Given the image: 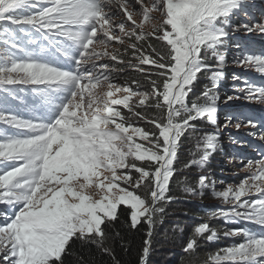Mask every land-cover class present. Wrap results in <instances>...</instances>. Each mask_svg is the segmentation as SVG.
<instances>
[{"label": "snow or ice", "instance_id": "snow-or-ice-1", "mask_svg": "<svg viewBox=\"0 0 264 264\" xmlns=\"http://www.w3.org/2000/svg\"><path fill=\"white\" fill-rule=\"evenodd\" d=\"M248 8L247 0H0V207L7 209L0 264H64L73 238L119 264L105 232L119 206L128 208L132 228L147 225L139 257L147 264L185 137L195 158L183 168L202 173L185 194L210 187L223 206L193 227L184 251L194 252L197 237H239L204 264H264V150L256 159L231 156L243 175L238 184L218 190L203 173L222 129L257 134L244 113L221 125L215 94L230 34H264V16L232 23ZM233 63L258 80L233 76L237 94L225 104L264 105V50L245 49ZM117 65L133 68L143 83H115L124 70ZM202 75L210 83L192 98ZM216 218L246 226L221 233L210 226Z\"/></svg>", "mask_w": 264, "mask_h": 264}, {"label": "trees", "instance_id": "trees-1", "mask_svg": "<svg viewBox=\"0 0 264 264\" xmlns=\"http://www.w3.org/2000/svg\"><path fill=\"white\" fill-rule=\"evenodd\" d=\"M232 21H234L233 18ZM232 43L231 38L228 39L226 41L227 47ZM129 55L130 53L126 54L124 59L127 60ZM117 67H123L124 70L116 78L115 83L122 85L127 82L131 85L133 80L143 83V78L133 68L127 65H117ZM227 72L229 70H226L223 82L227 81L225 80L226 77L231 76V73L229 75ZM227 82L231 83L230 81ZM208 83L210 82L202 75L200 82L194 89L192 98L198 96L203 86ZM215 94L224 99L228 95V86L220 82L215 89ZM221 105L222 103L218 101V106ZM122 110L125 115H128L127 109ZM197 125L208 131L213 130L212 126L204 121L197 122ZM138 126L145 127L143 122ZM193 147L194 144L191 139L185 137L179 151V162L176 164L178 174L175 175L170 186V195H172L173 200L165 205V213L162 218H158V222L153 229L151 252L147 264H204L208 254L217 251L214 244H225L224 242H214L212 244L207 242L205 238L197 237V247L194 252L187 253L184 251L193 227L203 222L209 213L217 209L210 187L205 188L202 195L196 197L187 196L184 192L185 185L195 187L199 175L202 174L201 170L194 166L188 169L183 168L185 163L194 158L191 155ZM224 147V143L220 145V148L210 157L206 168L203 170L204 174H208L209 181L223 177L221 173L227 169V165L223 160L222 151ZM137 194L143 195L144 190ZM1 213H3V210ZM209 223L211 227L219 232L227 227L223 226L225 223L223 224L217 218L210 220ZM105 232L109 237L106 245L112 249L119 264H139V257L147 232L145 223L141 222L136 228H132L128 208L119 206L117 219L106 224ZM81 261H83V264H113L112 257L101 253L95 245L73 238L70 242L68 254L64 258V264H81Z\"/></svg>", "mask_w": 264, "mask_h": 264}, {"label": "rangeland", "instance_id": "rangeland-1", "mask_svg": "<svg viewBox=\"0 0 264 264\" xmlns=\"http://www.w3.org/2000/svg\"><path fill=\"white\" fill-rule=\"evenodd\" d=\"M247 3L249 5L248 16L244 15H238L234 16L232 23L234 24H243L248 22H258L262 16H264V0H247ZM232 36L236 37V40L234 42V46H232V49L229 51L233 56H228L230 60H226V66L231 70L232 75L225 79L227 81H231V83L223 82V79L220 81L221 83L228 86V95H224V99L220 98L219 103H222L221 106H218V114L221 112H225V114H221L217 118L220 120L219 123L222 125L225 122L226 117L228 116H234L239 115L241 113H244L245 115H248L252 117L256 124L257 128L256 136L250 135V133L253 131L250 127H242L240 129H236L235 127L225 128L221 131V142L220 145L224 143V154H223V160L225 161V164L227 165V169H225L221 174L223 177H219L217 179H214L217 182V189L221 190L223 186L226 185H234L238 184L241 179H243V175H237L238 172V161L233 163L230 162L231 156L235 154H243L246 158L249 159H256L258 158V153L262 150H264V142H261L259 140V135L261 132H264V105L252 103L245 101L243 99L239 100H233L227 104H225V98L229 95H236L237 93L233 89V76L238 77H247L250 80H258V74L254 72V70H245L242 67H238L233 63V61L240 55L241 51L247 49L251 51L259 52L261 50H264V34L260 33H246L243 31L237 32L232 34ZM237 45H240V47H237ZM114 47H119V45H113ZM219 82V83H220ZM242 141L243 143H234L233 141ZM139 142V141H138ZM195 158V157H194ZM223 181L224 184L221 185L219 182ZM214 201L217 204L218 207H222L221 201L214 197ZM201 204V203H200ZM3 210V213L1 211ZM7 212V209L4 207H0V223L4 221L5 214ZM219 219V218H217ZM220 222H222L224 225L227 226L220 232H223L228 229L232 228H243L246 226V222H233V223H226L222 219H219ZM231 225V226H230ZM235 226V227H232ZM242 238L236 237V238H224L221 236V238L211 241L213 244L214 242H224L225 244H219L216 243L217 250L229 245H232L233 243H239ZM209 242V241H207Z\"/></svg>", "mask_w": 264, "mask_h": 264}]
</instances>
